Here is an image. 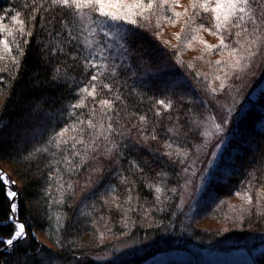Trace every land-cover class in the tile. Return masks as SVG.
Listing matches in <instances>:
<instances>
[{
  "label": "trees",
  "instance_id": "16d2710c",
  "mask_svg": "<svg viewBox=\"0 0 264 264\" xmlns=\"http://www.w3.org/2000/svg\"><path fill=\"white\" fill-rule=\"evenodd\" d=\"M121 3L107 11L127 12L128 20L50 0H0V162L21 185H12L16 217L29 238L13 251L0 242V264H75L99 255L109 238L138 239L129 264L154 253L264 247V89L250 96L246 89L264 46L245 43L260 33L218 30L213 14L192 0L131 10L135 0ZM251 7L264 14V0ZM232 98L239 112L219 129L220 156L197 198L177 208L201 121ZM10 213L0 183V241L12 237ZM214 227L249 231V238L221 237ZM254 261L264 264V251Z\"/></svg>",
  "mask_w": 264,
  "mask_h": 264
},
{
  "label": "rangeland",
  "instance_id": "374dc122",
  "mask_svg": "<svg viewBox=\"0 0 264 264\" xmlns=\"http://www.w3.org/2000/svg\"><path fill=\"white\" fill-rule=\"evenodd\" d=\"M262 61L258 63L256 66L258 71L253 74V77L251 80H249V84L246 85V89L249 93H247V96L256 91H260L264 89V83L258 84V80L264 81V72H260L264 68V51L262 56ZM255 85H257L255 87ZM254 86V88H253ZM246 97V95H245ZM235 98H232V100L226 101L225 103L222 102V104L217 103L212 108V115L209 113L202 121H201V134H202V141L197 147L196 150V161L193 163V168L191 171L186 173L183 178V184L181 187V192L178 195V199L180 200L178 203L177 208L185 203L191 195H193L195 199L197 198V195L199 193V190L201 189L202 182L204 181V178H206V174L209 169L213 168L214 163L217 162L219 158L220 150L223 146V140L218 136L219 129L223 127L224 125V131L225 127L228 124V120L233 114V112L238 113L237 109H235V103L238 101H235ZM260 121V125L264 126V118H262ZM219 126V127H218ZM222 131V132H224ZM204 153H206L204 155ZM205 156V157H204ZM201 160V161H199ZM10 166L0 162V183L2 184L3 189L5 190V196H7V199L9 201V207L12 204H15L17 206L19 196H17V192L12 189V185H16L17 187H21L20 183L17 182L15 178H11L10 176L13 175ZM11 174V175H10ZM7 177V179H5ZM9 177V178H8ZM12 191L16 193L15 197H11L8 195V192ZM16 210L12 209L10 207V216L8 220V224L13 228V234L14 236V226L17 223H20L17 221L16 217ZM192 211V209H190ZM201 215V214H200ZM199 215V216H200ZM201 227H206L208 223L201 221L200 223ZM212 229V228H211ZM216 232L219 233L221 237H224L225 235L227 237L234 236L237 239L240 237L247 236L250 232L245 231L242 232L240 229H227V230H220L218 228H215L213 230H216ZM209 229H206V231ZM26 235L21 236L19 238H16L13 240V243L17 240L21 244L28 243V231L25 228ZM35 238H37L39 241H41L44 245L47 244L46 240H44L40 235L35 234ZM249 237L247 236L246 239ZM148 242H151L149 240V237L147 236L145 238ZM2 241L7 239H1ZM228 242H233L232 240H228ZM4 243V242H3ZM107 244L103 248V251L99 253V255H95L93 257H90L89 259H78L77 263L75 264H129V259L132 257H135L136 252L139 250V241L138 239H131L130 242H126L125 240L120 239H112L108 240L106 242ZM16 244V243H15ZM15 244L8 245V250L13 251V247ZM18 245V243L16 244ZM6 248V249H7ZM264 251V247H261L260 249L257 248L255 251L247 252L243 249H239V251H231L227 252L228 254H218V255H211V254H205V253H198L197 251H187L185 253H164V254H156L154 253L153 256H150L148 258H142V260L135 261L134 264H168L171 262L172 264L181 263V264H256L254 259L255 255L261 253ZM138 253V252H137ZM133 260V259H132ZM131 260V261H132ZM177 263V264H178Z\"/></svg>",
  "mask_w": 264,
  "mask_h": 264
},
{
  "label": "snow or ice",
  "instance_id": "6c2138e0",
  "mask_svg": "<svg viewBox=\"0 0 264 264\" xmlns=\"http://www.w3.org/2000/svg\"><path fill=\"white\" fill-rule=\"evenodd\" d=\"M180 0H160L161 4H169V3H179ZM157 4V0H147V3L145 4V0H135L134 4H128L127 7L129 10H131L133 7L142 9V8H150ZM50 6H56L63 9L72 10L73 12H76L77 10H83L85 8L93 10L95 12L100 13L101 15L110 16L112 19H125L128 20L129 14L126 12L123 16H120L116 12H110L107 11L108 8H115L117 6L124 7V5L121 3V0H50ZM192 6L193 8L199 7L203 9L205 12H211L214 16L215 20V28L216 29H223L225 27H231L239 29V32L236 33V35L239 37L242 33H248L250 36L255 37L256 33H260V37H258L255 41H245V43L248 44V47H253L254 44L260 43L262 46H264V14H261L260 16H256L254 12H252L251 7V0H192ZM77 14H82L78 12ZM142 14V13H141ZM177 17L180 15L179 12L174 13ZM20 13H16L15 16L12 17V19H17L19 17ZM251 21V25L249 26L248 22ZM19 23L23 26L24 21L20 20ZM131 23L135 24L136 20L132 19ZM200 28H204V24L201 23L199 25ZM212 29L209 28V31ZM0 31H6L4 28H0ZM193 31H197L195 28ZM24 32V28L21 27V33ZM199 33L197 32V36ZM203 43H207L206 41H202ZM239 42V41H238ZM4 44V48L6 50H11V47L8 43V40L5 39L2 41ZM219 43L221 45H224L225 40L224 36L220 35ZM211 47V45H209ZM235 51V49H233ZM257 51H259V48H257ZM245 52H247V49H245ZM255 52L249 53L251 56H255ZM93 80L97 79V77L93 76ZM92 91L89 92V86H86L83 91L89 92V94L93 97L97 96L96 91V85L92 84L90 85ZM105 88H109L110 85H104ZM83 102V100L81 101ZM99 103L103 106H110L112 104V101L101 99ZM159 103L163 104L164 101H160ZM101 111H104L102 108ZM96 113L94 112L93 115ZM143 119V118H142ZM89 127H94L92 124V121H88ZM108 127H111L109 124ZM219 127V126H218ZM7 179V177H5ZM8 195L11 197H15L16 193L9 191ZM12 209L16 208L15 204H12L10 206ZM26 235L25 232V225L23 223H17L14 226V236L11 238H8L7 240L0 241L4 242L8 245L13 244V240L16 238H19L21 236Z\"/></svg>",
  "mask_w": 264,
  "mask_h": 264
},
{
  "label": "water",
  "instance_id": "95a60500",
  "mask_svg": "<svg viewBox=\"0 0 264 264\" xmlns=\"http://www.w3.org/2000/svg\"><path fill=\"white\" fill-rule=\"evenodd\" d=\"M18 241H19V240L15 241L13 244L17 243ZM6 248H7V246H6Z\"/></svg>",
  "mask_w": 264,
  "mask_h": 264
}]
</instances>
